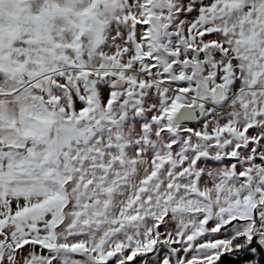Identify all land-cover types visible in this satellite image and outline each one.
Instances as JSON below:
<instances>
[{"label": "snow or ice", "instance_id": "obj_1", "mask_svg": "<svg viewBox=\"0 0 264 264\" xmlns=\"http://www.w3.org/2000/svg\"><path fill=\"white\" fill-rule=\"evenodd\" d=\"M0 264H264V0H0Z\"/></svg>", "mask_w": 264, "mask_h": 264}]
</instances>
